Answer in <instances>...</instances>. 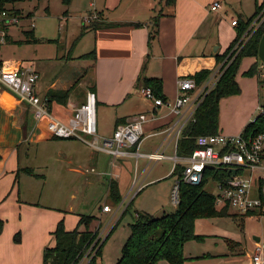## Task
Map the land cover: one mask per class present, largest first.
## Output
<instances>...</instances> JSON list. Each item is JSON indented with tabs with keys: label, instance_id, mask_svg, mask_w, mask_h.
I'll list each match as a JSON object with an SVG mask.
<instances>
[{
	"label": "crops",
	"instance_id": "obj_1",
	"mask_svg": "<svg viewBox=\"0 0 264 264\" xmlns=\"http://www.w3.org/2000/svg\"><path fill=\"white\" fill-rule=\"evenodd\" d=\"M214 1L177 0L175 6H168L163 0H97L94 10L100 12L107 22L118 25L91 28L84 17L81 20V32L73 43H69L68 37L59 38L62 40L61 44H66L64 52H60L57 46L55 53L47 56L35 55L26 60H12L0 55V61L23 67L31 66L37 70L39 79L36 91L42 97L50 89H71L67 104L55 107L61 120H68L74 107L84 102L88 91L96 93L97 110L102 107L106 111L107 116L113 120L114 130L119 119L128 122L140 113L148 114L150 119L144 123L142 144L149 137L161 139L152 149L141 151V144L140 151H164L168 156L166 160L174 159L175 155L167 153L166 149L173 145L174 151L176 150V133L185 124L189 110L186 108L181 115H175L167 106L155 105L153 100L141 94L140 88L144 86L142 79L161 78L167 100L173 101L178 94L179 78L191 77L202 69L211 70L207 79L216 74L222 65L217 59L218 55L223 54L230 43H222L214 35L216 31L220 38L222 35V12L219 9L224 8V0H219L222 6L218 10L211 9ZM263 1L255 0V10L256 2ZM234 4L239 10L237 19L248 18L244 15L243 2L229 0L230 7H235ZM70 5L67 7L68 11ZM156 15H159L158 31L151 39L150 33L155 29L152 20ZM66 16L69 20V12ZM135 23L142 25L137 26ZM10 31L9 29V35ZM235 34L229 40L233 36L234 39ZM38 39V44L46 40ZM56 41L57 39L54 42ZM82 41L91 48L89 52L95 49V57H82L89 52L77 53L74 50ZM245 58L246 68L259 61L254 56ZM263 67V62L259 63L260 75H263ZM255 79L259 83L258 77ZM47 122L46 117L35 118L32 108L0 84V219L4 220V228L0 234V264H43L44 249L56 243L52 232L58 222L63 219L66 228L71 230L78 225L80 219L79 213L75 215L68 210L46 206L21 196V175L26 173L24 168L33 170V174L27 173L30 176L45 178L44 174L36 173L33 167L23 165V156L24 153L25 157L28 156L31 142L59 138L50 135ZM225 131L232 132L230 129ZM99 136L107 137L105 132ZM125 150L127 153L122 156L97 149L94 150L96 154L90 155L91 161L102 168L99 175H104L108 181H104L103 185L109 184L112 178L119 183L122 201L114 215L122 207L124 211L128 205L125 203L127 195L124 196L122 192V173L127 159L136 158L137 167L140 159L146 160L144 168L152 162L147 157L136 156L135 147H125ZM70 157V162L75 160L74 155ZM91 171L97 172L95 168ZM176 206L177 204L175 209ZM234 214L236 216L232 220L227 219L229 222H225V225L221 221L228 216L196 220L195 231L203 235L204 239L185 243V264H254L252 256L246 255L249 242H243L241 229L234 228L236 224L244 228L247 220L260 214ZM108 226L107 233L113 228ZM16 233L21 236L18 242L14 240ZM260 239L261 237H255L254 245ZM194 243L201 246H194Z\"/></svg>",
	"mask_w": 264,
	"mask_h": 264
},
{
	"label": "rangeland",
	"instance_id": "obj_2",
	"mask_svg": "<svg viewBox=\"0 0 264 264\" xmlns=\"http://www.w3.org/2000/svg\"><path fill=\"white\" fill-rule=\"evenodd\" d=\"M240 1L243 2L244 15L250 17L255 11V0ZM95 4H98L97 0H74L69 7V20L64 14L68 6L63 0H25L10 4L9 7H16L21 10L20 21L10 26L11 33L9 36L11 38L7 43L0 45V55L6 59L26 60L35 55L43 57L55 53L57 46L60 52H64L66 44H61L62 40L59 38L68 37L69 43H73L81 32V20L89 16L90 12L94 10ZM234 6L230 7L229 0L226 2L224 0V8L219 9L222 12V35L220 38L218 31L214 35L222 43L224 41H227V44L230 43L234 36L230 40L229 38L236 33V28L231 25V22L235 18L237 20L239 10L236 8V4ZM96 15L97 17L100 16L98 11H96ZM90 20L92 21V19ZM255 20L256 18L252 21L250 30L264 22L263 20L261 23L252 26ZM31 30H34L36 38L57 39V41L48 43L45 40L44 43L38 44L29 35ZM84 42L82 41L76 49H74L75 45L73 49L77 53L89 52L91 48ZM245 59L242 60L237 74L241 92L224 97L220 102V131L224 134H241L245 124L263 111L264 67L263 75L259 76L262 82L258 83L255 79L257 76L244 75V72L252 65L246 68ZM97 121L98 134L105 132L107 137H112L114 123L102 107H98ZM226 129H230L232 132H226ZM160 139L161 137H149L142 144L141 151L147 148L152 149V146H156ZM30 144L28 156L25 157L26 153H24L23 161L25 162L23 165L33 167L36 173L44 174L45 178L36 175L30 176L27 173L22 174L21 196L46 206L52 205L68 210L75 215L78 213L96 215L99 219L96 224L99 226L103 237L108 231L106 227L115 225L114 231L102 248V255L98 258L99 264H115L120 258L123 245L130 235V223L133 222L136 211L161 216L175 210L176 204L172 200V188L178 180V174L170 176L176 164L174 159L152 161L148 167L144 168L147 164L146 160L140 159L137 167L136 158H128L124 164L125 171L122 173V192L124 196L127 195L125 203L128 204L129 209L125 213L128 207L126 206L124 211H122V207L114 215L120 203H115L111 199L109 184H102L104 181H108L104 175H99L102 168L90 159V155L96 154L95 149L78 138H52L46 141H33ZM166 152L175 155L173 145L166 149ZM71 155L75 156V160L72 162H70ZM92 168H95L97 172H92ZM139 186L141 188L137 191ZM206 188L208 191L216 193L213 182H208ZM105 204L112 207V212H104ZM234 212L238 211L231 207L229 209L231 215L222 220L221 223L225 225L227 219L232 220ZM237 227L241 229L240 232L244 236L243 242L246 240L249 242L247 257L248 254L252 256L255 250V237H261L259 242L264 245V213L247 220L244 228L236 224L234 229ZM194 244L197 247L201 246L197 243ZM86 262L81 264H86ZM158 264H168V262L163 260Z\"/></svg>",
	"mask_w": 264,
	"mask_h": 264
},
{
	"label": "trees",
	"instance_id": "obj_3",
	"mask_svg": "<svg viewBox=\"0 0 264 264\" xmlns=\"http://www.w3.org/2000/svg\"><path fill=\"white\" fill-rule=\"evenodd\" d=\"M19 1L25 0H0V14L7 10L12 14L21 15V10L16 7H9ZM65 5H70L72 0H63ZM168 6H175L177 0H163ZM262 3L256 2V10L254 14L246 19L239 17L237 19L236 35L230 42L225 52L218 55L219 63H223V73L217 81L216 85L205 96L204 100L197 107L194 117L188 121L182 128L180 137L177 142V156L187 157L192 154L197 146V137L199 135L216 134L220 131V102L224 97L239 94L241 86L237 80V74L240 64L245 57L254 56L259 59V44L264 35V22L255 30L249 31V38L243 44L241 49L236 53L232 52L234 45L247 32L252 21L262 8ZM69 11L66 9L64 14ZM89 23L91 28L111 27L118 24L107 22L103 15ZM155 29L150 33V38L155 37L157 27L159 25V15L153 18ZM137 26L142 23H135ZM86 28V27H85ZM84 28V29H85ZM32 40L39 42L36 38L34 30L29 31ZM10 40L8 35L7 41ZM54 42L55 39H48ZM1 45V44H0ZM95 49L84 54L82 57H95ZM253 63L248 70L244 72L246 76H257L259 83V63ZM264 66V64H263ZM211 70L202 69L195 72L191 77L195 78L198 84L203 83L210 76ZM261 77V76H260ZM144 86L150 87L157 97L167 100L163 91V80L158 77H143ZM71 94V89H50L46 98L49 111L56 117L57 105H66ZM126 123L124 119H119L117 125ZM245 135H255L264 133V105L263 111L252 121L248 122L243 129ZM24 171L33 174L31 168H24ZM183 165L178 162L175 165L170 176L178 174L180 181L179 202L176 209L170 213H164L156 216L147 212H135L134 220L130 223V235L122 248V254L115 264H158L160 261H167L168 264H185L187 257L184 254L185 243L190 240H202L203 235L197 234L195 231L196 220L200 218H214L229 216L228 205L218 207L216 205L215 194L208 191L206 185L208 182L225 180L232 174L230 168L208 167L203 173V180L200 184L194 185L182 180ZM109 195L115 203L122 201V194L119 183L115 179H111L109 183ZM128 211L129 206H127ZM264 213V212H263ZM259 210H251L244 215L263 214ZM233 217L236 214L232 215ZM96 215L80 214L78 225L74 229H67L64 220H60L56 229L52 232L56 243L54 246H47L43 252V264H78L79 260L84 256L86 251L95 244L97 248L95 255L91 258L89 264H99L98 258L102 255V248L106 240L110 237L115 229L113 228L105 235L98 238L100 234ZM98 226V227H97ZM83 227V229H81ZM4 228V220L0 219V234ZM20 233L14 236L15 241H20ZM98 238V239H97Z\"/></svg>",
	"mask_w": 264,
	"mask_h": 264
},
{
	"label": "built area",
	"instance_id": "obj_4",
	"mask_svg": "<svg viewBox=\"0 0 264 264\" xmlns=\"http://www.w3.org/2000/svg\"><path fill=\"white\" fill-rule=\"evenodd\" d=\"M221 6V2L215 0L211 4V9L218 10ZM93 18H97L95 10L90 12L85 21L94 20ZM19 20V15L12 14L7 10L1 12L0 44L7 41L10 26ZM263 20L264 7L252 26L261 23ZM232 24L237 26V20L234 19ZM256 28L252 29V32ZM249 31L250 29L240 38L232 52L236 50L237 53L241 49L250 36ZM223 63L215 75L201 84H198L193 77L179 78L178 94L173 101L157 97L153 90L147 86L141 87L140 92L146 98L153 100L155 105L167 106L175 115H181L188 108L189 115L186 118V124L194 117L197 107L216 85L224 70ZM14 65L12 62L0 61V84L32 108L35 118L46 117L48 119L47 128L50 135L59 138H78L92 148L106 151L114 156L125 155L127 153L125 147H135L136 156L147 157L150 161H158L168 157L164 151L152 153L140 151L144 138V123L150 119L148 114L140 113L133 120L118 124L112 137L101 138L98 134L97 96L94 91H88L84 102L75 106L68 120L64 121L49 111L48 99L37 93L36 84L39 79L37 70L31 66ZM185 124L177 130V142ZM175 149L174 160L176 164L182 162V180L185 182L194 185L200 184L203 180V173L208 167L232 169L233 172L227 179L213 182L216 187L214 194L218 207L228 205L230 208L237 209L241 214H246L251 210L264 212V133L228 135L219 132L199 135L196 148L187 157L177 156V144ZM179 190L180 181L177 180L172 188V200L175 204L179 202ZM103 210L111 211L112 208L109 204H105ZM100 237H103L101 233L98 238ZM96 250L97 248L93 244L78 264L84 261L89 264ZM252 260L254 264H264V245L260 242L255 244Z\"/></svg>",
	"mask_w": 264,
	"mask_h": 264
},
{
	"label": "water",
	"instance_id": "obj_5",
	"mask_svg": "<svg viewBox=\"0 0 264 264\" xmlns=\"http://www.w3.org/2000/svg\"><path fill=\"white\" fill-rule=\"evenodd\" d=\"M258 56H259V59L264 64V35L262 36L260 40Z\"/></svg>",
	"mask_w": 264,
	"mask_h": 264
}]
</instances>
